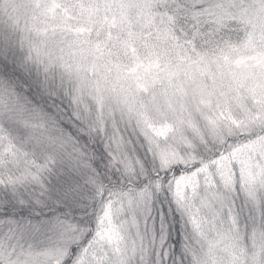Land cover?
Segmentation results:
<instances>
[{
	"label": "snow or ice",
	"instance_id": "snow-or-ice-1",
	"mask_svg": "<svg viewBox=\"0 0 264 264\" xmlns=\"http://www.w3.org/2000/svg\"><path fill=\"white\" fill-rule=\"evenodd\" d=\"M0 264H264V0H0Z\"/></svg>",
	"mask_w": 264,
	"mask_h": 264
}]
</instances>
